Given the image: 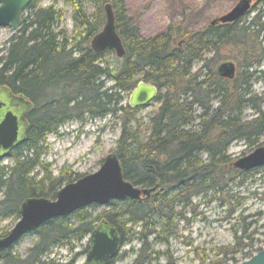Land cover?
I'll list each match as a JSON object with an SVG mask.
<instances>
[{
    "label": "trees",
    "instance_id": "obj_1",
    "mask_svg": "<svg viewBox=\"0 0 264 264\" xmlns=\"http://www.w3.org/2000/svg\"><path fill=\"white\" fill-rule=\"evenodd\" d=\"M39 1H31L26 9L30 19L21 16V28L0 59V87L32 105L23 143L9 154L12 166L0 165V219L17 222L23 200L53 201L61 187L83 177L64 169L52 177L41 157L47 150L43 147L47 136L71 120L84 122V116L118 119L120 133L113 154L124 180L154 190L148 198L112 201L100 213L95 214L97 206L91 205L52 219L32 232L37 239L24 258L12 253V247L0 253V264H53V248L79 242L102 221L117 231L121 247L151 235L155 240L162 235L176 237L174 221L193 208L194 198L221 200L231 225L230 216L244 200L241 189L258 169L233 168L228 150L234 143H242L248 151L264 146V93L258 96L250 88V82L262 75L258 68L264 60L259 41L264 35V14L259 11L246 23L255 6L264 12V0L234 24H208L192 32L180 24L149 38L141 36L127 15L126 0H94L98 5L93 22L82 7L87 0H52L47 8H39ZM57 1L74 7L72 38L55 28L61 19L55 10ZM106 2L114 11L115 31L125 50L122 59L110 51L94 54L89 48L102 25L101 6ZM230 46L239 48V60L234 78L227 80L216 73V67L227 61L220 53ZM107 55L115 59L108 61ZM196 64L201 66L195 70ZM139 82L157 89L153 102L158 105L146 126L137 119L138 109L121 104L122 96L130 95ZM249 109L254 115L246 118ZM241 231L242 236L233 231L234 246L216 264L234 260L227 255L247 239L245 227ZM8 233L1 232L0 238ZM141 246L147 249L144 241ZM248 248L243 245L240 250Z\"/></svg>",
    "mask_w": 264,
    "mask_h": 264
},
{
    "label": "rangeland",
    "instance_id": "obj_2",
    "mask_svg": "<svg viewBox=\"0 0 264 264\" xmlns=\"http://www.w3.org/2000/svg\"><path fill=\"white\" fill-rule=\"evenodd\" d=\"M237 1L126 0V9L127 15L138 26L141 36L149 38L165 32L168 26L182 24L190 32L202 29L212 20L227 13ZM51 3L52 0H40L37 6L47 8ZM97 5L98 3L94 0H87L82 4L84 12L89 17V22L94 21ZM55 10L61 15L55 28L63 30L67 37L72 38L74 7L57 1ZM258 12L261 15L264 14L260 6H255V12L246 16V23H249ZM30 13L25 11L22 16L29 20ZM100 15L104 17L102 6ZM261 23L264 27V18L261 19ZM103 24L104 19L99 31ZM18 31L0 28V59L5 56L9 39L15 36ZM262 35H260L259 41L264 46V35ZM238 51L239 48L230 46L222 50L220 55L222 59H227L237 65ZM106 59L113 61L115 58L113 55H107ZM200 66L201 64H196L194 69L196 70ZM258 72L262 75H257V79L250 82V88L256 95L262 96L264 93V60L258 68ZM122 97L121 104L124 106L128 103L129 94H124ZM157 105L152 102L149 106L138 109L136 116L141 125L146 126ZM261 110L264 113V102L261 105ZM253 115L254 111L251 109L244 112L246 118ZM84 118L82 123L73 120L65 123L56 134L49 135L45 139L43 147H46L47 150L41 157V161L47 173L52 177L62 169L80 176L90 175L99 169L100 162L106 156L113 154L120 133L118 119L110 115L93 120L87 116ZM251 152L242 143H234L228 150L233 161ZM12 164V157H7L0 162L1 166H12ZM239 196L244 200L239 209H236V212L230 216L231 225L227 224L229 214L227 208L224 209L220 206L221 200L212 199L211 201L209 197L194 198L192 200L193 208L185 209L183 218L174 221L176 237L162 235L155 240V236L151 235L145 240L137 238L131 240L121 247L113 264H140L143 259L148 261L147 258L149 262L143 264H216L223 258V253H229L230 251L227 249L234 246L233 231L237 230V236H242V227H245L244 236L247 239L240 241V245L236 248L237 250L235 249L236 252L233 255H227L234 259L227 264H234V261L237 264L248 260L249 255L253 256L259 252L258 250H264V167L252 173ZM219 198L224 199L222 196ZM104 207L97 206L95 214L100 213ZM179 210L178 208L177 211ZM231 219H236V221ZM15 224L16 221L13 218L0 219V233L9 232ZM135 231L139 232V230ZM88 238L89 236L79 242L53 248L50 260L53 264H83ZM36 239L37 237L33 233L25 236L13 247L12 253L24 258ZM143 241L144 244L146 243L147 249L141 248ZM243 245L245 248H249L240 250ZM148 249L151 250L148 251ZM219 253L220 255H218Z\"/></svg>",
    "mask_w": 264,
    "mask_h": 264
},
{
    "label": "water",
    "instance_id": "obj_3",
    "mask_svg": "<svg viewBox=\"0 0 264 264\" xmlns=\"http://www.w3.org/2000/svg\"><path fill=\"white\" fill-rule=\"evenodd\" d=\"M32 0H0V28L18 30L21 16ZM258 0H238L224 15L212 20L209 25H230L246 16ZM104 24L89 41L95 54L113 52L117 59L125 56L123 44L115 31L114 11L109 2L103 5ZM216 73L232 80L236 66L231 61L221 62ZM13 94L7 87H0V152L1 160L9 157L10 150L23 143L28 130L27 115L31 104L22 96ZM157 95V89L139 82L132 90L128 106L139 109L149 106ZM232 167L241 172L264 167V146H259L248 155L233 161ZM154 189H141L125 181L121 165L114 154L106 156L99 169L77 181L64 185L55 200L27 198L19 208V219L10 232L0 238V253L14 247L24 236L34 232L48 221L63 218L91 205L107 206L112 201L148 198ZM120 238L117 231L105 222H100L90 233L83 264H110L119 254ZM239 264H264V250Z\"/></svg>",
    "mask_w": 264,
    "mask_h": 264
},
{
    "label": "flooded vegetation",
    "instance_id": "obj_4",
    "mask_svg": "<svg viewBox=\"0 0 264 264\" xmlns=\"http://www.w3.org/2000/svg\"><path fill=\"white\" fill-rule=\"evenodd\" d=\"M21 25H22V22H21ZM20 28H21V26H20ZM19 28V29H20ZM89 48H90V46H89ZM90 50H91V48H90ZM92 51V50H91ZM93 52V51H92ZM94 53V52H93ZM95 54V53H94ZM14 98H18L16 95H12ZM30 112V111H29ZM18 146H15V147H13L11 150H10V152H9V154L15 149V148H17ZM1 155H2V152H0V162L3 160H1Z\"/></svg>",
    "mask_w": 264,
    "mask_h": 264
}]
</instances>
